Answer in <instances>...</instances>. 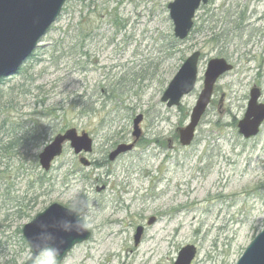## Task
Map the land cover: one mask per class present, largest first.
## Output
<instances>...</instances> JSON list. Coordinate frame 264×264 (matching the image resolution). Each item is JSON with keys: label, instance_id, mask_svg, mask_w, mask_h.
<instances>
[{"label": "rangeland", "instance_id": "rangeland-1", "mask_svg": "<svg viewBox=\"0 0 264 264\" xmlns=\"http://www.w3.org/2000/svg\"><path fill=\"white\" fill-rule=\"evenodd\" d=\"M172 1L67 0L20 69L0 80V144L20 140L0 155V264L28 260L22 229L54 203L76 210L91 232L61 264H174L187 245L197 249L193 264H236L264 229V124L250 140L237 129L252 88L264 103V0H210L184 41L173 35ZM195 52V89L167 108L162 94ZM214 58L234 69L182 147L176 130L188 124ZM138 115L141 139L110 162L134 141ZM69 129L89 134L93 152L76 156L65 144L43 171L38 155Z\"/></svg>", "mask_w": 264, "mask_h": 264}, {"label": "water", "instance_id": "water-1", "mask_svg": "<svg viewBox=\"0 0 264 264\" xmlns=\"http://www.w3.org/2000/svg\"><path fill=\"white\" fill-rule=\"evenodd\" d=\"M67 0H0V79L12 76L37 47L42 37L61 13ZM210 0H174L168 5L169 17L173 23L174 37L185 40L193 29L196 11ZM201 53H193L181 66L169 83L161 101L167 108L178 107L181 100L195 89L198 75V63ZM233 70V66L223 58L211 59L204 74V84L189 123L176 130L178 141L182 147H189L196 136L202 118L212 101L214 88L218 80ZM261 90L254 87L249 94L244 117L237 124L238 134L245 140L255 138L264 123V103ZM143 116L133 121L134 142L130 145L121 144L109 155L111 162L120 155L133 150L142 135L140 124ZM70 143L75 155L92 152L93 141L87 133L78 135L75 129L57 135L38 155L42 170L48 172L53 161L61 156L65 143ZM80 163L89 166L85 158ZM154 217L148 226L155 223ZM22 234L30 247V257L24 264H33V258L46 249H53L58 254V264L68 253L79 244L88 241L91 232L85 226L76 210L52 204L39 213L22 229ZM144 234V227L135 230L134 245L138 246ZM197 256L193 245L183 247L174 264H192ZM236 264H264V229L252 240Z\"/></svg>", "mask_w": 264, "mask_h": 264}, {"label": "clouds", "instance_id": "clouds-1", "mask_svg": "<svg viewBox=\"0 0 264 264\" xmlns=\"http://www.w3.org/2000/svg\"><path fill=\"white\" fill-rule=\"evenodd\" d=\"M33 264H58V254L53 249H46L33 258Z\"/></svg>", "mask_w": 264, "mask_h": 264}, {"label": "trees", "instance_id": "trees-1", "mask_svg": "<svg viewBox=\"0 0 264 264\" xmlns=\"http://www.w3.org/2000/svg\"><path fill=\"white\" fill-rule=\"evenodd\" d=\"M112 22L114 23V25H115L116 27L119 26V23H118L117 18H116V21H115V19H114V20H112ZM213 41H214V39H213ZM101 92L104 94L106 91L102 90ZM3 106H4V105H2V107H0V108H2V110H3ZM73 110H74V109H73ZM19 141H20L19 139H14V140H9V141H7L5 144H0V155H1V156H3V155H7V154H9L11 151H14V149H15L16 147L20 146ZM15 146H16V147H15Z\"/></svg>", "mask_w": 264, "mask_h": 264}, {"label": "bare ground", "instance_id": "bare-ground-1", "mask_svg": "<svg viewBox=\"0 0 264 264\" xmlns=\"http://www.w3.org/2000/svg\"><path fill=\"white\" fill-rule=\"evenodd\" d=\"M103 90V89H102ZM101 90V91H102ZM164 94V93H163ZM163 94H162V96H163ZM162 98V97H161ZM165 105H166V103H165ZM167 107V106H166ZM247 109V108H246ZM138 116H141V115H138ZM138 116H136V117H138ZM111 239L109 240V241H104V243H103V246L104 247H106V248H109L110 246H111ZM77 246V245H76Z\"/></svg>", "mask_w": 264, "mask_h": 264}, {"label": "flooded vegetation", "instance_id": "flooded-vegetation-1", "mask_svg": "<svg viewBox=\"0 0 264 264\" xmlns=\"http://www.w3.org/2000/svg\"><path fill=\"white\" fill-rule=\"evenodd\" d=\"M92 152H93V151H92ZM110 153H111V152H110ZM108 157H109V155H108ZM119 157H120V156H119ZM119 157H118V158H119ZM84 158H85V157H84ZM118 158H117V159H118ZM85 159H86V158H85ZM117 159H116V160H117ZM86 160H87V159H86ZM108 160H109V158H108ZM116 160H115V161H116ZM87 161H88V160H87ZM88 162H89V161H88ZM113 162H114V161H113ZM89 166H91V162H89ZM89 166H88V167H89ZM139 226H140V225H139ZM144 233H145V232H144Z\"/></svg>", "mask_w": 264, "mask_h": 264}]
</instances>
